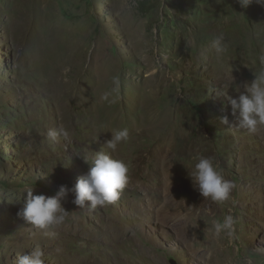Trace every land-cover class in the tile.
I'll list each match as a JSON object with an SVG mask.
<instances>
[{
    "label": "rangeland",
    "instance_id": "374dc122",
    "mask_svg": "<svg viewBox=\"0 0 264 264\" xmlns=\"http://www.w3.org/2000/svg\"><path fill=\"white\" fill-rule=\"evenodd\" d=\"M8 6L26 15L32 34L16 42L10 22L0 21V264L37 246L44 264H264V125L253 133L235 127L230 105L215 94L228 89L235 97L264 68V6L0 0ZM220 35L227 51L217 57L212 42ZM116 76L119 99L109 103L101 96ZM148 99L156 115L170 118L157 130L140 108ZM109 108L129 132L115 151L98 121ZM60 127L69 138L50 142L48 129ZM182 137L190 148L175 154ZM96 151L129 166L116 202L89 211L69 193L61 201L68 218L54 236L17 217L27 190L54 196L71 187L88 171L82 157ZM197 156L235 181L228 200L213 202L194 188ZM226 215L235 217L234 231L214 235L213 221Z\"/></svg>",
    "mask_w": 264,
    "mask_h": 264
},
{
    "label": "clouds",
    "instance_id": "9594fccd",
    "mask_svg": "<svg viewBox=\"0 0 264 264\" xmlns=\"http://www.w3.org/2000/svg\"><path fill=\"white\" fill-rule=\"evenodd\" d=\"M242 8H247L253 0H237ZM255 3L264 6V0H255ZM217 57H222L227 51L223 35L212 42ZM264 63V58L261 59ZM65 73L70 71L64 69ZM231 72V68H230ZM229 72V74H230ZM231 75V74H230ZM243 91L238 86L235 97L228 95V89L215 91L216 96L224 97L231 107V114L236 118L235 127L253 133L258 126L264 125V68L254 74L251 82L243 84ZM120 79L113 77V87L110 92H105L101 99L109 103H115L119 99ZM111 97V99H110ZM220 121L229 125L227 116H222ZM233 127V126H232ZM111 139L105 142L108 149L115 151L117 146L129 137L127 128L111 133ZM47 139L56 143L59 138L67 140L69 131L64 128H50L46 133ZM89 165L88 171L77 178L71 186L61 185L54 196L43 194L33 195L32 190H27V196L16 215L29 223L34 229L40 230L45 236H54L68 218L69 212L62 206L61 201L71 193L74 196L73 204L81 209L95 210L98 206L116 202L122 190L129 183V166L123 160L114 159L104 151H96L87 157H82ZM196 163L189 176L194 188L203 198H210L213 202L222 203L230 198V194L236 188L234 180H226L218 170L211 158L197 156ZM87 202V203H86ZM237 221L232 215H226L223 221L214 220V235L227 231L231 234ZM45 253L42 247H35L28 253H20L12 264H44ZM251 264V261H249Z\"/></svg>",
    "mask_w": 264,
    "mask_h": 264
},
{
    "label": "bare ground",
    "instance_id": "6f19581e",
    "mask_svg": "<svg viewBox=\"0 0 264 264\" xmlns=\"http://www.w3.org/2000/svg\"><path fill=\"white\" fill-rule=\"evenodd\" d=\"M0 21L1 22H4L5 24L9 23L10 22V30L12 31V34H13V37H14V40L16 42H19V43H28V39L30 38L32 32H31V28H30V25L28 23V20L26 18V15L20 11H17L15 9H12L11 7H4V8H0ZM204 53V52H203ZM52 63V62H51ZM52 67V66H51ZM155 102L153 100H150L148 99V102L146 104H144V101H142L140 103V108L142 109V111H144V113L146 114V116L148 117L149 116V121H153L151 124H150V127L151 129H155L157 130L158 128H160V125L162 123H165L167 125V123L170 122V118L169 116H158L156 115L155 113V108L157 107L156 104H154ZM154 104V105H153ZM110 107V106H108ZM165 108V107H164ZM140 109V110H141ZM169 110V107L167 108ZM171 109V108H170ZM172 110V109H171ZM102 113V112H101ZM99 113V114H101ZM154 118V119H152ZM123 119V118H121ZM144 120V119H143ZM99 123H100V128L103 132V134L105 135H109L108 136V139L109 138L111 139V133H113L114 131H116L117 129H119V125L122 124L121 123V120H120V117H119V114L117 113V111H113L111 112V109L109 108L103 115L100 116V118L98 119ZM135 121V120H134ZM122 128V127H121ZM171 128V127H170ZM120 130V129H119ZM144 131V130H143ZM168 133V132H167ZM173 133V132H172ZM178 133V132H177ZM166 134V133H165ZM164 135V134H163ZM169 135V134H168ZM167 136V134H166ZM174 136V134H173ZM107 136H105V139H106ZM180 137V135L178 136ZM103 138V137H101ZM178 139V138H177ZM177 139H174V144H173V150H175V154L180 151L182 154L186 152L187 148H190V145L189 143H187V139H185V137L183 138H179L178 140ZM105 141V140H103ZM106 142V141H105ZM170 146V145H169ZM202 146V145H200ZM163 148V147H162ZM199 150V149H198ZM202 150V149H201ZM188 151V150H187ZM189 152H192V150H190ZM168 159V158H167ZM175 169V168H174ZM169 170V169H168ZM182 171V170H181ZM170 172V171H169ZM168 172V173H169ZM175 172H173L174 174ZM177 173V172H176ZM183 173V172H182ZM182 173L180 172L179 174L182 175ZM171 174V173H170ZM184 175L186 173H183ZM176 175V174H175ZM173 175V176H175ZM184 175H182L184 177ZM170 176V175H169ZM172 176V175H171ZM178 177V176H177ZM175 178V177H174ZM173 178V180H174ZM180 178V177H178ZM183 179V178H182ZM181 179V180H182ZM191 180V179H190ZM177 181V179H176ZM182 182V181H181ZM185 182V180L183 181ZM182 182V184H183ZM177 183V182H176ZM175 183V184H176ZM189 183V182H188ZM174 184V183H173ZM187 184V183H186ZM181 185V184H180ZM176 186V185H174ZM180 188V186H179ZM178 188V189H179ZM183 188V186H182ZM175 189V188H174ZM173 190V189H172ZM173 193V192H172ZM174 195L177 194L176 192L173 193ZM170 202V201H169ZM174 202V201H172ZM169 204L170 206H172L174 208V206L176 205V203H172ZM170 209V208H169ZM171 213V212H170Z\"/></svg>",
    "mask_w": 264,
    "mask_h": 264
}]
</instances>
